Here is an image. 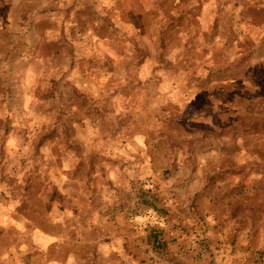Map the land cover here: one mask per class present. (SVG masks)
<instances>
[{
  "label": "rangeland",
  "instance_id": "rangeland-1",
  "mask_svg": "<svg viewBox=\"0 0 264 264\" xmlns=\"http://www.w3.org/2000/svg\"><path fill=\"white\" fill-rule=\"evenodd\" d=\"M259 2L0 0V264H264Z\"/></svg>",
  "mask_w": 264,
  "mask_h": 264
},
{
  "label": "crops",
  "instance_id": "crops-1",
  "mask_svg": "<svg viewBox=\"0 0 264 264\" xmlns=\"http://www.w3.org/2000/svg\"><path fill=\"white\" fill-rule=\"evenodd\" d=\"M252 0H248L247 5L249 6L248 9L253 6L252 4H250ZM261 3V5H264V0H259ZM258 3V4H259ZM244 6V5H243ZM264 8V7H262ZM251 14H254V10L250 11ZM124 208L121 210L120 207L118 208H114V211H109L108 215L106 216V218L103 219V226H102V232H142L140 229V227L138 226H133L131 227V223L128 221V217L127 214H125ZM222 219V214H219V220L220 223ZM138 221L135 220V223H137ZM195 222V221H193ZM216 223V222H215ZM173 232H177V231H173ZM210 234H212L213 232H208ZM226 233V232H225ZM231 234L233 232H230ZM221 234H223V232L220 230L218 232H216V238L220 237ZM207 235V234H205Z\"/></svg>",
  "mask_w": 264,
  "mask_h": 264
},
{
  "label": "trees",
  "instance_id": "trees-1",
  "mask_svg": "<svg viewBox=\"0 0 264 264\" xmlns=\"http://www.w3.org/2000/svg\"><path fill=\"white\" fill-rule=\"evenodd\" d=\"M139 192H136V189L132 188L131 192H129L130 199L140 198V201L147 203L150 207L157 209L155 201L157 200L156 195H150L147 191L143 190L139 187ZM123 207H121V210ZM149 244H151L154 251L158 252L159 254H167L168 246L167 242L157 233H151L149 235Z\"/></svg>",
  "mask_w": 264,
  "mask_h": 264
}]
</instances>
